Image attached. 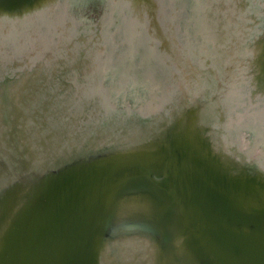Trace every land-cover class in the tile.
Here are the masks:
<instances>
[{
	"label": "water",
	"instance_id": "1",
	"mask_svg": "<svg viewBox=\"0 0 264 264\" xmlns=\"http://www.w3.org/2000/svg\"><path fill=\"white\" fill-rule=\"evenodd\" d=\"M66 1L0 0V264H264V171L232 150L264 132V0H109L115 36L71 39Z\"/></svg>",
	"mask_w": 264,
	"mask_h": 264
},
{
	"label": "rangeland",
	"instance_id": "2",
	"mask_svg": "<svg viewBox=\"0 0 264 264\" xmlns=\"http://www.w3.org/2000/svg\"><path fill=\"white\" fill-rule=\"evenodd\" d=\"M68 3L69 5H71V7L66 13V17L64 16V18L62 19V23L59 24L61 29H63V26L67 24H70L69 26L72 27V29H74L72 30L70 34H68L67 36L68 39L73 38V36L77 34L75 30H78V28H80L78 30L80 32V31L87 30L88 28H92L93 30H96V26L100 27V29L102 30H107L109 32H112L113 35L115 36L116 32H115V27L113 26V24L116 18V13H111L108 15V12L110 11L109 9L111 8L109 5L110 3L109 0H84V1L80 0L79 2H77V4L76 2H71V1L70 2L68 1ZM56 24L58 25V23ZM54 26L53 27L49 26L47 29H44L43 27H41V30H40L41 32H39V38L42 36L46 38L47 40L52 38L54 42L57 41L58 34L59 35L61 34L59 32H56V26L55 27ZM60 32H62V30H60ZM112 40L114 42H117L115 38H112ZM23 41H27L26 43H24L23 47L26 50L25 53L29 54L30 52L34 50V44H33L34 40L32 39L28 40V37L25 38V34H23ZM12 44L13 43L9 41L8 46L5 47L4 50L5 49L8 50V48L13 50L14 45H16V43H14V45ZM197 44L200 45V42L197 41ZM22 49L23 48H21V52H19L21 55L24 54V50ZM34 57L35 55L32 57H27L28 62L30 64L29 68H31V65H32L30 61L34 60ZM11 58L16 61L15 54H13ZM106 85H107V80H105L104 82V86ZM155 92L158 95H160L159 92H161V90L157 89ZM124 95L125 96L123 97L120 94L118 96H115L114 94L110 95L109 102L110 104H112L111 106L113 110L115 109L123 110L125 112L130 111V110L134 111L140 106H142L144 101L146 102L149 99V95L145 93L144 90H140V88H137L135 90L134 88L132 90L126 89ZM231 116H233L232 113H231ZM246 133L247 134H244V132L242 133L240 132L239 134H243L246 136L247 142L251 148L258 146L257 147L258 151L264 154V142L258 143L260 142V140H258V138L255 139L252 132L247 131Z\"/></svg>",
	"mask_w": 264,
	"mask_h": 264
},
{
	"label": "flooded vegetation",
	"instance_id": "3",
	"mask_svg": "<svg viewBox=\"0 0 264 264\" xmlns=\"http://www.w3.org/2000/svg\"><path fill=\"white\" fill-rule=\"evenodd\" d=\"M263 134H264V132H263ZM237 138H238L237 136L236 137L234 136L232 139V141H233L232 150L241 154L246 159V161L252 162L250 164L251 167L254 166L258 169L262 168V170L264 171V154L260 153L258 151V149H257L258 146L251 148L247 142L245 135H242V137H240V140H239V138H238V140H236ZM257 138H258V140H263L262 142H264V137L262 139H260L259 137H256V139Z\"/></svg>",
	"mask_w": 264,
	"mask_h": 264
},
{
	"label": "bare ground",
	"instance_id": "4",
	"mask_svg": "<svg viewBox=\"0 0 264 264\" xmlns=\"http://www.w3.org/2000/svg\"><path fill=\"white\" fill-rule=\"evenodd\" d=\"M68 1L70 2H79L80 0H67L66 3H65V7H66V12L64 13V16L66 17V13L68 12V10L70 9L71 5H69ZM84 1V0H83ZM59 18H57L55 21H53L52 23L55 25L56 21H58ZM51 26V25H50ZM89 29V28H88ZM249 131V132H252L253 136H254V127L253 126H250L248 128H246V132ZM243 134H239L238 137L240 139V137H242ZM257 137H259L260 139H262L261 137H264L263 134H258ZM263 140H260V142L258 143H261ZM257 144V143H256ZM257 156V155H256ZM261 164V163H260Z\"/></svg>",
	"mask_w": 264,
	"mask_h": 264
}]
</instances>
